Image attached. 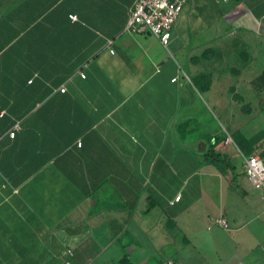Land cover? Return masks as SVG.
Listing matches in <instances>:
<instances>
[{
  "label": "crops",
  "instance_id": "1",
  "mask_svg": "<svg viewBox=\"0 0 264 264\" xmlns=\"http://www.w3.org/2000/svg\"><path fill=\"white\" fill-rule=\"evenodd\" d=\"M134 1L0 0V264H264L256 190L205 162L218 103L187 67L264 37V0H188L165 47L124 33Z\"/></svg>",
  "mask_w": 264,
  "mask_h": 264
},
{
  "label": "rangeland",
  "instance_id": "2",
  "mask_svg": "<svg viewBox=\"0 0 264 264\" xmlns=\"http://www.w3.org/2000/svg\"><path fill=\"white\" fill-rule=\"evenodd\" d=\"M187 67L195 85L200 90L211 89L218 103L217 109L211 108L215 122L219 119L221 123L220 132L211 138L212 146L231 153V164L250 191L252 185L241 172L238 150L252 148L253 155L264 163V157L260 156L264 153V90L254 93L251 87L264 72V37L230 30L214 43L193 52ZM201 92L207 99L208 93ZM255 193L256 213L259 211L264 224V193L259 190ZM244 199L253 204L250 195ZM248 243L254 244L250 237Z\"/></svg>",
  "mask_w": 264,
  "mask_h": 264
},
{
  "label": "built area",
  "instance_id": "3",
  "mask_svg": "<svg viewBox=\"0 0 264 264\" xmlns=\"http://www.w3.org/2000/svg\"><path fill=\"white\" fill-rule=\"evenodd\" d=\"M188 0H135L130 12L124 33L130 36L147 34L157 38L162 46H166L170 38V30L180 14L181 7ZM75 19V17H73ZM174 79L173 81H175ZM64 92L65 89H60ZM13 138L14 131L9 133ZM242 159V173L255 190L264 193V163L257 155H243L238 150ZM176 197V201L179 200ZM214 225L228 230L227 221L218 217L213 220Z\"/></svg>",
  "mask_w": 264,
  "mask_h": 264
},
{
  "label": "trees",
  "instance_id": "4",
  "mask_svg": "<svg viewBox=\"0 0 264 264\" xmlns=\"http://www.w3.org/2000/svg\"><path fill=\"white\" fill-rule=\"evenodd\" d=\"M251 87L255 93H259L264 90V72H262L258 77L255 78V80L251 83ZM212 147L213 146H211V148H209V150H207L203 155L205 162L215 168L230 171L234 177L235 168L230 162V154L216 153L212 150ZM239 151L245 156L255 153V150L252 148L240 149ZM260 156L264 157V153L260 154Z\"/></svg>",
  "mask_w": 264,
  "mask_h": 264
}]
</instances>
